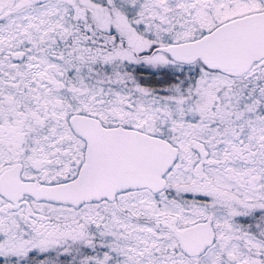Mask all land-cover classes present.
<instances>
[{
    "label": "snow or ice",
    "instance_id": "snow-or-ice-1",
    "mask_svg": "<svg viewBox=\"0 0 264 264\" xmlns=\"http://www.w3.org/2000/svg\"><path fill=\"white\" fill-rule=\"evenodd\" d=\"M0 264H264V0H0Z\"/></svg>",
    "mask_w": 264,
    "mask_h": 264
}]
</instances>
